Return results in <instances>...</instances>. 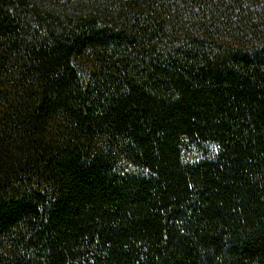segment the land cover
<instances>
[{"label":"trees","instance_id":"1","mask_svg":"<svg viewBox=\"0 0 264 264\" xmlns=\"http://www.w3.org/2000/svg\"><path fill=\"white\" fill-rule=\"evenodd\" d=\"M0 264H264V0H0Z\"/></svg>","mask_w":264,"mask_h":264}]
</instances>
